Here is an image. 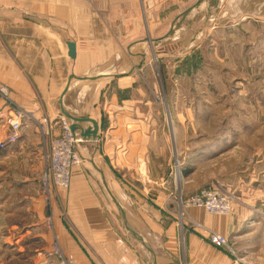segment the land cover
<instances>
[{
	"label": "crops",
	"instance_id": "1",
	"mask_svg": "<svg viewBox=\"0 0 264 264\" xmlns=\"http://www.w3.org/2000/svg\"><path fill=\"white\" fill-rule=\"evenodd\" d=\"M216 2L207 11L208 0H0V86L37 119L65 117L84 158L57 198L66 215L57 237L72 264H177L181 250L183 264H232L208 242V231L189 224L178 234V203L171 208L161 195L162 178L148 158L154 126H146L134 87L146 50L176 45L170 34L181 20L183 31L199 13L209 16L206 32L211 21L234 31L264 28V0ZM186 221L231 237L238 255L248 252L240 255L245 263L264 264L251 258L257 245L241 233L240 220L190 208Z\"/></svg>",
	"mask_w": 264,
	"mask_h": 264
},
{
	"label": "rangeland",
	"instance_id": "2",
	"mask_svg": "<svg viewBox=\"0 0 264 264\" xmlns=\"http://www.w3.org/2000/svg\"><path fill=\"white\" fill-rule=\"evenodd\" d=\"M207 4V11H212L217 2L208 0ZM205 18L195 15L187 31H183V21L178 22L175 30L179 31L170 34L177 39L176 45L162 43L151 54L146 50L134 87L142 92L138 100L146 106V126H154L156 140L148 158L155 176L162 178L165 190L161 195L171 208L215 186L230 194L227 214L197 209L209 216L240 220L241 233L257 245L251 258L260 261L264 257V28L249 31L242 25L234 31L232 27L220 29L211 21L206 32ZM6 91V100L0 97V102H11L24 118L15 141L0 146V264H72L57 237L58 226L62 227L59 221L66 218L57 198L66 188L48 195L41 188L47 142L40 118ZM2 120L0 116V140L12 135L10 129L4 130ZM143 170L141 166L139 172ZM188 209L175 208L172 219L178 234L183 236L191 224L209 235L212 231L186 221ZM113 218L122 230L117 210ZM67 228L76 235L71 226ZM232 249L241 259L240 255L249 257L247 251L238 255ZM181 251L174 263L183 264ZM246 260L249 264L250 259Z\"/></svg>",
	"mask_w": 264,
	"mask_h": 264
},
{
	"label": "built area",
	"instance_id": "3",
	"mask_svg": "<svg viewBox=\"0 0 264 264\" xmlns=\"http://www.w3.org/2000/svg\"><path fill=\"white\" fill-rule=\"evenodd\" d=\"M6 92V88L0 86L1 99H5ZM15 108L11 102L6 104L3 102L0 107L3 128L5 131L9 129L12 131V135L9 134L0 140V146L8 142L12 143L17 138V131L24 116L20 110L17 111ZM40 128L41 134L47 142L42 157L43 169L40 182L43 194L48 195L54 189L69 186L71 170L81 165L82 157L77 151L78 139L65 117H42ZM231 201L230 194L215 186L198 191L196 194L189 196L185 202L179 200L178 208L181 211L189 207L201 208L209 214L221 215L230 211ZM208 242L216 248L225 250L232 256L235 260L233 264H246L243 259L236 256L226 237L210 232Z\"/></svg>",
	"mask_w": 264,
	"mask_h": 264
},
{
	"label": "water",
	"instance_id": "4",
	"mask_svg": "<svg viewBox=\"0 0 264 264\" xmlns=\"http://www.w3.org/2000/svg\"><path fill=\"white\" fill-rule=\"evenodd\" d=\"M66 46H67V49H68V57L73 59L74 56H75L74 45L72 43H67ZM71 129H72V127H71Z\"/></svg>",
	"mask_w": 264,
	"mask_h": 264
}]
</instances>
